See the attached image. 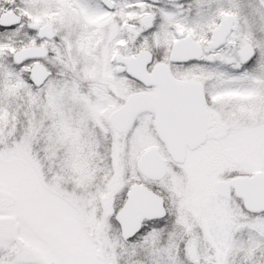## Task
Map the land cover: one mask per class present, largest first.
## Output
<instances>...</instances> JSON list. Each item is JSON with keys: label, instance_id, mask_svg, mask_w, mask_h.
<instances>
[{"label": "snow or ice", "instance_id": "6c2138e0", "mask_svg": "<svg viewBox=\"0 0 264 264\" xmlns=\"http://www.w3.org/2000/svg\"><path fill=\"white\" fill-rule=\"evenodd\" d=\"M0 264H264V0H0Z\"/></svg>", "mask_w": 264, "mask_h": 264}]
</instances>
